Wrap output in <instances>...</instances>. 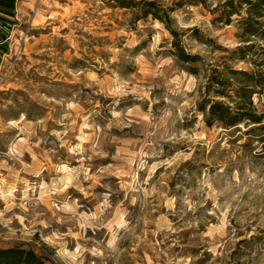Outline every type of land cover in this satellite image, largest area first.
<instances>
[{
  "label": "rangeland",
  "instance_id": "1",
  "mask_svg": "<svg viewBox=\"0 0 264 264\" xmlns=\"http://www.w3.org/2000/svg\"><path fill=\"white\" fill-rule=\"evenodd\" d=\"M155 1L208 66L241 45L239 16L214 21L241 0ZM16 15L0 63V248L48 264H264V129L206 126L205 75L171 55L165 25L104 0H17ZM254 102L264 112V94Z\"/></svg>",
  "mask_w": 264,
  "mask_h": 264
},
{
  "label": "trees",
  "instance_id": "2",
  "mask_svg": "<svg viewBox=\"0 0 264 264\" xmlns=\"http://www.w3.org/2000/svg\"><path fill=\"white\" fill-rule=\"evenodd\" d=\"M113 8L134 10L135 21L152 18L165 25L172 36L171 55L182 63L188 72L194 75L204 73L205 94L198 106L204 115L207 127L219 126L226 129L246 126L248 131L264 129V112L259 111L255 95L264 94V0H241L225 4L224 12L214 21L226 25L237 21L238 38L241 45L225 57L223 68L212 67L203 62L200 55L190 54L183 43L185 32L174 29L171 13L174 8H165L155 0H104ZM13 0H0V6L11 8ZM194 36L204 41L198 29H193ZM6 38V37H5ZM212 40H206L205 44ZM248 63L254 70H237L230 63ZM0 264H48L47 260L33 249L23 247L0 248Z\"/></svg>",
  "mask_w": 264,
  "mask_h": 264
},
{
  "label": "crops",
  "instance_id": "3",
  "mask_svg": "<svg viewBox=\"0 0 264 264\" xmlns=\"http://www.w3.org/2000/svg\"><path fill=\"white\" fill-rule=\"evenodd\" d=\"M13 1L14 4L12 9L0 6V63L8 49L7 42L9 40L10 33L8 26H12L17 20V0Z\"/></svg>",
  "mask_w": 264,
  "mask_h": 264
}]
</instances>
